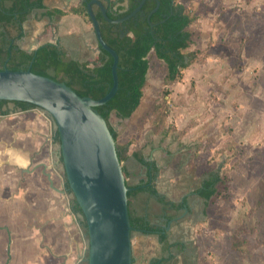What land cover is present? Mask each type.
I'll use <instances>...</instances> for the list:
<instances>
[{
    "label": "rangeland",
    "instance_id": "1",
    "mask_svg": "<svg viewBox=\"0 0 264 264\" xmlns=\"http://www.w3.org/2000/svg\"><path fill=\"white\" fill-rule=\"evenodd\" d=\"M179 1L196 16L190 49L195 60L181 80L167 85L164 63L151 54L137 114L133 120L111 117L117 144L130 143L129 153L135 141L146 144L150 134L161 136L164 132H156L155 117L165 115L164 138L165 143L170 139L167 150L172 167L167 177L173 179L180 174L186 180L188 195L198 187L203 171H219L229 178L228 191L209 206L204 216L200 202L193 203L192 215H187L185 224L175 227L171 240L178 239L181 227L187 248L176 264H264V0ZM40 27L42 21H30L29 33ZM48 32L45 29L41 33L44 38L39 36V44L50 39ZM24 43L19 42L26 47ZM79 57L87 61L96 55ZM149 115L154 119L151 125L146 123ZM135 123L141 130L132 134ZM126 162L122 163L124 169ZM60 169L63 173V165ZM164 190L176 198L183 192L177 187L168 190L165 182L158 191ZM138 198L131 199L137 212ZM240 228L242 236L237 238ZM137 241L138 232H134L135 257ZM216 241L221 251L213 245ZM235 241L240 242L241 249L230 248ZM3 243L0 239V253L6 246ZM143 243L146 249L152 246L145 240ZM87 251L85 239L81 264H85Z\"/></svg>",
    "mask_w": 264,
    "mask_h": 264
},
{
    "label": "crops",
    "instance_id": "2",
    "mask_svg": "<svg viewBox=\"0 0 264 264\" xmlns=\"http://www.w3.org/2000/svg\"><path fill=\"white\" fill-rule=\"evenodd\" d=\"M84 0H44V5L51 10L69 11L80 6ZM183 4V3H182ZM184 5V4H183ZM44 10H36L24 25L26 47L36 49L48 42L61 41L68 55L75 60L84 61L79 55H97V40L91 24L84 21L76 14H66L61 17L51 16L43 20ZM30 21H42L43 27L34 33H29ZM45 27V28H44ZM45 29L49 30L50 39L39 44L38 38ZM191 30V27H190ZM38 44L39 46H35ZM96 44V46H95ZM139 108L132 115L133 120ZM138 120V119H137ZM140 121V120H138ZM153 116L149 115L146 123L151 125ZM138 123V122H137ZM135 123L131 133L140 132V125ZM57 128L53 120L41 109H19L14 103L3 105L0 112V239L6 246L0 253V264H7V245L11 238V261L9 264H81L84 256L85 236L81 229L80 215L72 211V196L66 191L65 173L60 169V147L55 139ZM162 133L151 135L147 143L131 145L128 159L125 164L127 184L130 189H137L142 184L151 180L148 173L154 166L157 173L153 178L154 186L159 189L165 182L169 189H182V195L178 197L159 191L168 200L174 203H185L188 212L179 213L178 217L166 223L167 217L174 215V211L166 210L157 199L146 192H141L135 206L140 214L148 217L153 226L165 229L168 242L180 243L186 248L185 237L181 235V227L178 228V239L171 240L175 236V227L187 221V215L193 213V203L203 207V216L206 213L205 201L198 197L196 190L205 178L203 171L198 187L188 195L186 193V180L180 174L175 178L167 177L172 167L169 165L170 157L167 147L170 143ZM136 158H143L140 163ZM171 176V175H170ZM130 182V183H129ZM136 196V197H137ZM190 197L193 201H190ZM132 203V202H131ZM212 204V203H211ZM210 204V205H211ZM145 207L146 210H141ZM143 211V212H142ZM242 228L239 229L237 238L242 236ZM182 236V237H181ZM148 238H152L150 241ZM148 243V249L143 242ZM240 242L230 243V248L241 249ZM138 257L134 256V263L149 264L152 259H163V264H176L180 262V255L171 257L170 252L164 253V246L159 243L157 234L138 232ZM217 251L220 244L213 242ZM238 246V247H237ZM243 246V245H242ZM141 247V248H140ZM5 250V251H4ZM214 251L216 255H219ZM2 254V255H1ZM179 258V259H178ZM178 259V260H177ZM173 261V262H172Z\"/></svg>",
    "mask_w": 264,
    "mask_h": 264
},
{
    "label": "trees",
    "instance_id": "3",
    "mask_svg": "<svg viewBox=\"0 0 264 264\" xmlns=\"http://www.w3.org/2000/svg\"><path fill=\"white\" fill-rule=\"evenodd\" d=\"M89 1L91 0H84L80 6L64 12L48 9L44 5V0H0V71L5 68L11 71L30 70L34 74L66 84L80 97H90L95 100L103 98L113 84V58L98 44L96 58L87 61L72 59L61 41L45 43L32 53H29L19 44L25 37L24 25L36 10H44L43 17L47 18L76 14L92 25L86 9ZM99 1L106 8L108 17L111 20H118L132 13L142 0ZM159 2L158 10L150 18L153 27L150 26L148 16L156 8V0H146L135 16L119 24L106 21L99 6L92 5L103 40L119 56V90L107 104L97 107L96 110L105 119L116 141L117 155L121 163L128 159L130 143L124 146L117 144V132L112 126L111 117L115 115L119 119H130L140 107L147 84L151 54L153 53L157 60L164 63L166 68L165 83L167 85H172L181 80L184 72L195 60V55L190 50L194 44V35L190 27L196 21V16L179 0H159ZM7 103L10 101H0V112L3 105ZM11 103H14L21 110L38 108L26 102ZM155 126L156 132L166 134L165 115L155 117ZM55 139L60 145L58 132L55 133ZM136 159L142 164L145 163L143 158ZM60 164L62 165V158H60ZM123 170L125 177H127L124 168ZM156 173L157 168L153 166L148 173L151 180L137 189L129 190L127 195L130 224L134 232L157 234L159 243L164 246V253L170 252L171 257H174L175 254H183L186 250L185 246L178 242L170 244L165 229L160 226H153L146 215L140 214L131 206L133 197L141 192H146L155 197L166 210L175 212L174 215L167 217V224L183 211L184 202L174 203L168 200L154 186L153 178ZM204 176L205 178L196 190V194L205 201V208H208L211 203L228 191L230 181L227 176L219 171H208ZM66 191L72 196L73 213L82 217L81 229L88 240L85 217L67 181ZM87 257L88 251L84 260L85 264H87ZM149 264H163V259H152Z\"/></svg>",
    "mask_w": 264,
    "mask_h": 264
},
{
    "label": "water",
    "instance_id": "4",
    "mask_svg": "<svg viewBox=\"0 0 264 264\" xmlns=\"http://www.w3.org/2000/svg\"><path fill=\"white\" fill-rule=\"evenodd\" d=\"M142 0L128 16L111 20L99 0L87 3L98 45L113 58L110 91L101 99L80 97L64 83L34 74L30 70L0 71V101L26 102L43 110L54 122L60 137L62 165L71 189L87 223V264H133L132 233L128 208V192L116 141L97 107L107 104L119 90L118 54L102 38L92 5L99 6L109 23H123L143 7ZM156 8L160 6L156 0ZM36 49H28L32 53ZM185 212L188 208L184 207ZM169 225L165 229H169Z\"/></svg>",
    "mask_w": 264,
    "mask_h": 264
},
{
    "label": "flooded vegetation",
    "instance_id": "5",
    "mask_svg": "<svg viewBox=\"0 0 264 264\" xmlns=\"http://www.w3.org/2000/svg\"><path fill=\"white\" fill-rule=\"evenodd\" d=\"M9 239H10V241H9V245H7V256H9V258L7 259V264H9L10 263V261H11V257H10V250H11V238L9 237Z\"/></svg>",
    "mask_w": 264,
    "mask_h": 264
}]
</instances>
